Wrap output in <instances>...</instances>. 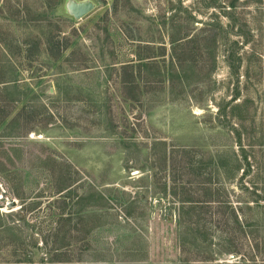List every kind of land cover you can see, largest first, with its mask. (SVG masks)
Instances as JSON below:
<instances>
[{
    "label": "rangeland",
    "instance_id": "rangeland-1",
    "mask_svg": "<svg viewBox=\"0 0 264 264\" xmlns=\"http://www.w3.org/2000/svg\"><path fill=\"white\" fill-rule=\"evenodd\" d=\"M68 1L0 0V264H264V0Z\"/></svg>",
    "mask_w": 264,
    "mask_h": 264
},
{
    "label": "trees",
    "instance_id": "trees-1",
    "mask_svg": "<svg viewBox=\"0 0 264 264\" xmlns=\"http://www.w3.org/2000/svg\"><path fill=\"white\" fill-rule=\"evenodd\" d=\"M58 37L59 36H56V37H53V36H50L49 34H47L42 40H39V39H36V42H35V47L33 46V48H36L38 49L41 45L44 46L45 50L44 52L49 56L51 57L53 60H58L60 59L63 55H64V52L67 50L66 47L64 48H60L59 47V42H58ZM188 36H185L183 38H180L179 40H171V44H176V45H180V43H182L183 40H185ZM57 38V39H55ZM179 41V43H177ZM26 45V44H25ZM31 48V45H26L25 46V52L26 51H30L29 49ZM178 49V46L176 47H173L172 50H171V58L170 59H175L176 55V50ZM19 53H21V51L18 50ZM180 52V51H179ZM163 54V53H162ZM154 56H150L149 55L145 58V59H152ZM144 58L142 60H145ZM118 74H121L120 78L121 80H119V84L121 85V87L124 89V90H127L129 91L131 88H135L137 89V86L135 85V78H134V73H133V68L131 66V64H127V65H123L121 66V69L119 70ZM126 76L128 77V79H126ZM1 84V83H0ZM234 134L237 135L235 138H233L232 140H235V143H236V146L239 147V152L240 154L237 155L238 158H236L234 156L233 153H231L232 155V162L233 164L235 165L236 164V168L239 169V165L237 166V163L240 162V164L243 162L245 163V166H246V171L247 172H242L243 175H242V178L247 175V173L249 172V168H250V160L247 156V152L244 150V148L240 145V142L242 140V137H241V134H238L237 132L234 131ZM234 137V136H233ZM242 185V184H241ZM241 190L245 191V192H249V190L247 188H245L243 185L240 186ZM251 195H256L254 191H250ZM264 262V260H261Z\"/></svg>",
    "mask_w": 264,
    "mask_h": 264
},
{
    "label": "water",
    "instance_id": "water-1",
    "mask_svg": "<svg viewBox=\"0 0 264 264\" xmlns=\"http://www.w3.org/2000/svg\"><path fill=\"white\" fill-rule=\"evenodd\" d=\"M94 9V5L89 1L84 2H75L69 0L66 4L67 13L76 21H79L91 13ZM11 207H14V204L11 203Z\"/></svg>",
    "mask_w": 264,
    "mask_h": 264
}]
</instances>
